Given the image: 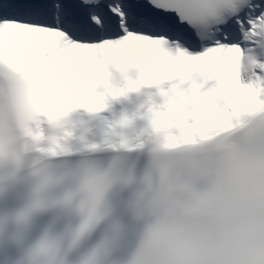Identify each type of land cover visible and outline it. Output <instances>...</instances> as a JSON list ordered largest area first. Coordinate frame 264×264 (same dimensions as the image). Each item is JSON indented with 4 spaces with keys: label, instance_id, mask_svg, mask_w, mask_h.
Segmentation results:
<instances>
[{
    "label": "snow or ice",
    "instance_id": "1",
    "mask_svg": "<svg viewBox=\"0 0 264 264\" xmlns=\"http://www.w3.org/2000/svg\"><path fill=\"white\" fill-rule=\"evenodd\" d=\"M0 264H264V0H0Z\"/></svg>",
    "mask_w": 264,
    "mask_h": 264
}]
</instances>
